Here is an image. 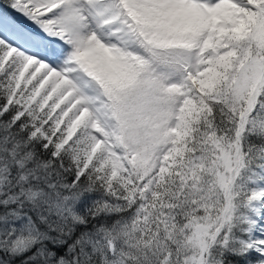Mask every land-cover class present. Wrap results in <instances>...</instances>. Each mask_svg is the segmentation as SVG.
<instances>
[{"label": "snow or ice", "instance_id": "snow-or-ice-1", "mask_svg": "<svg viewBox=\"0 0 264 264\" xmlns=\"http://www.w3.org/2000/svg\"><path fill=\"white\" fill-rule=\"evenodd\" d=\"M0 264H264V0H0Z\"/></svg>", "mask_w": 264, "mask_h": 264}]
</instances>
